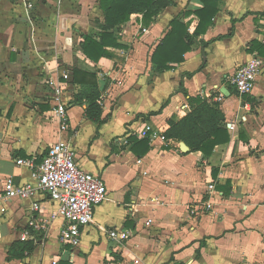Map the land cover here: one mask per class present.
<instances>
[{"label": "crops", "instance_id": "1", "mask_svg": "<svg viewBox=\"0 0 264 264\" xmlns=\"http://www.w3.org/2000/svg\"><path fill=\"white\" fill-rule=\"evenodd\" d=\"M174 1L151 21L132 14L110 29L119 46L108 39V54L94 62L80 44L100 40L98 0H0V191L7 178L31 179L17 159L39 162L59 138L107 191L74 248L60 243L62 220L51 219L56 204L47 194L3 200L0 264H264V69L250 94L226 80L253 55L264 58V0H222L183 61L159 70L151 55L170 21L178 18L192 34L197 18L185 13L202 7ZM201 40L209 43L202 48ZM74 67L97 75L100 122L87 117V104L75 99L80 86L70 81L69 130L60 134L47 78L62 70L71 77ZM215 87L225 94L217 102L225 124L235 125L227 142L209 156L173 139L150 143L153 131L164 134L170 120L190 112L191 98L210 102ZM44 221L47 229L34 227ZM112 228L133 234L118 243ZM26 239L33 250L7 261L11 244Z\"/></svg>", "mask_w": 264, "mask_h": 264}, {"label": "built area", "instance_id": "2", "mask_svg": "<svg viewBox=\"0 0 264 264\" xmlns=\"http://www.w3.org/2000/svg\"><path fill=\"white\" fill-rule=\"evenodd\" d=\"M145 32V28H142ZM264 69V58L253 55L245 63L238 66L227 78V82L239 95L250 94L254 88L257 76ZM70 74L62 70L57 75L47 78L51 88V112L57 122L58 132L64 134L69 130L68 107L65 98L70 82ZM217 94L210 102H220L225 94L215 87ZM228 130L235 129L234 123H226ZM166 142L165 136L153 131L149 136L150 143L155 140ZM77 152L71 143L63 138L54 141L45 155L37 162L35 157L20 158L17 165L27 167L31 171V179L21 184H15L7 178L0 191V206L3 200L13 198L29 199L38 193L47 194L49 200L56 204L51 213V219L60 217L62 223L58 229V239L63 245L77 247L81 241V230L93 221L94 209L106 199V187L100 175L85 171L76 161ZM141 160H136L140 163ZM214 184H207V192H213ZM210 207L209 204L206 205ZM0 211L4 208L0 207ZM147 220L145 225H150ZM36 229H47V222L35 223ZM109 237L120 243L128 240L133 232L122 228L108 230ZM28 232H24L27 235Z\"/></svg>", "mask_w": 264, "mask_h": 264}, {"label": "trees", "instance_id": "3", "mask_svg": "<svg viewBox=\"0 0 264 264\" xmlns=\"http://www.w3.org/2000/svg\"><path fill=\"white\" fill-rule=\"evenodd\" d=\"M174 2V0H98L103 13V22H96L101 31L100 40L96 41L88 36L84 38L80 45L85 56L96 62L100 57L107 55L108 52L104 47L108 39L110 44L119 46L108 31L127 22L132 14H141L145 22L151 21ZM200 2L202 3L201 8L185 13L186 15L193 14L197 18L192 34L188 33V25L178 18L170 21L169 30L161 38L151 55V64L154 68L167 70L182 62L184 54L192 48L193 39L204 34L212 24L222 0H200ZM232 31L231 29L229 35ZM208 43L204 40L200 41L202 48ZM255 46L260 47L258 43H255ZM191 75V73H185L186 77ZM70 81L80 86L75 99L87 104L85 111L87 117L99 123L101 107L97 102L99 97L97 75L94 72H86L74 67ZM189 102L190 112L180 119L170 120L169 127L163 135L166 139L185 143L190 151H200L204 156H209L217 145L227 142L230 138L224 114L217 102H207L200 97L191 98ZM143 143L147 145L148 140L144 139ZM34 246L33 239L14 241L7 251L6 260L22 258L26 252L32 251Z\"/></svg>", "mask_w": 264, "mask_h": 264}, {"label": "water", "instance_id": "4", "mask_svg": "<svg viewBox=\"0 0 264 264\" xmlns=\"http://www.w3.org/2000/svg\"><path fill=\"white\" fill-rule=\"evenodd\" d=\"M180 147L182 150H187L186 144L183 142H180Z\"/></svg>", "mask_w": 264, "mask_h": 264}]
</instances>
